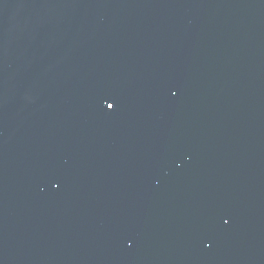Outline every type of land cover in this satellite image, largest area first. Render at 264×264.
I'll return each instance as SVG.
<instances>
[{
	"label": "water",
	"instance_id": "1",
	"mask_svg": "<svg viewBox=\"0 0 264 264\" xmlns=\"http://www.w3.org/2000/svg\"><path fill=\"white\" fill-rule=\"evenodd\" d=\"M0 264H264V0H0Z\"/></svg>",
	"mask_w": 264,
	"mask_h": 264
},
{
	"label": "snow or ice",
	"instance_id": "2",
	"mask_svg": "<svg viewBox=\"0 0 264 264\" xmlns=\"http://www.w3.org/2000/svg\"><path fill=\"white\" fill-rule=\"evenodd\" d=\"M109 108H112L114 105L113 104H109L107 105Z\"/></svg>",
	"mask_w": 264,
	"mask_h": 264
}]
</instances>
